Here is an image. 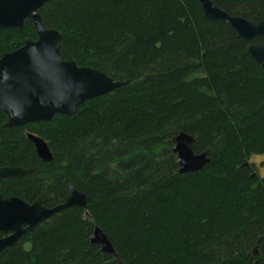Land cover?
Returning a JSON list of instances; mask_svg holds the SVG:
<instances>
[{
  "label": "trees",
  "instance_id": "trees-1",
  "mask_svg": "<svg viewBox=\"0 0 264 264\" xmlns=\"http://www.w3.org/2000/svg\"><path fill=\"white\" fill-rule=\"evenodd\" d=\"M210 1L264 21V0ZM39 14L61 33L63 60L128 84L50 122L5 128L0 111V166L37 168L1 180L2 197L54 207L69 184L86 197L1 251L0 264H264V176L249 162L264 154V70L247 51L264 36L240 38L198 0H52ZM28 38L29 19L0 29V56ZM180 132L210 158L201 171L178 173ZM27 133L46 141L50 162ZM94 226L115 256L91 244Z\"/></svg>",
  "mask_w": 264,
  "mask_h": 264
},
{
  "label": "water",
  "instance_id": "water-1",
  "mask_svg": "<svg viewBox=\"0 0 264 264\" xmlns=\"http://www.w3.org/2000/svg\"><path fill=\"white\" fill-rule=\"evenodd\" d=\"M49 1L52 0H0V29H22L29 19L36 34L35 39L24 40L19 48L0 57V110L7 116L5 128L50 122L58 114L73 115L84 101L128 84V81L114 80L103 71L78 66L73 59H62L61 33L47 28L39 14V9ZM198 1L206 19L227 21L240 38L251 41L264 36V21L253 23L227 14L210 0ZM247 51L264 70V45L252 43ZM27 138L42 163L52 160L44 139L32 133H27ZM172 141L179 174L199 172L210 163L205 152H193L194 137L191 135L180 132ZM36 170V167L0 166V181L22 178ZM85 205V194L71 184L66 188L64 203L54 207H47L42 196L27 203L14 196L3 198L0 194V233L4 235L0 237V252L15 246L22 237L54 214L69 207ZM90 242L99 246L103 253L115 256L112 243L100 227L94 226Z\"/></svg>",
  "mask_w": 264,
  "mask_h": 264
},
{
  "label": "rangeland",
  "instance_id": "rangeland-1",
  "mask_svg": "<svg viewBox=\"0 0 264 264\" xmlns=\"http://www.w3.org/2000/svg\"><path fill=\"white\" fill-rule=\"evenodd\" d=\"M249 162L254 165L256 174L264 176V154L252 155Z\"/></svg>",
  "mask_w": 264,
  "mask_h": 264
},
{
  "label": "flooded vegetation",
  "instance_id": "flooded-vegetation-1",
  "mask_svg": "<svg viewBox=\"0 0 264 264\" xmlns=\"http://www.w3.org/2000/svg\"><path fill=\"white\" fill-rule=\"evenodd\" d=\"M18 48H19V47H18ZM16 49H17V48H16ZM14 50H15V49H14ZM12 51H13V50H12ZM8 52H11V51H8ZM5 53H7V52H5ZM3 54H4V53H3ZM1 56H2V55H1ZM1 56H0V57H1ZM0 111H1V110H0ZM6 117H7V116H6Z\"/></svg>",
  "mask_w": 264,
  "mask_h": 264
}]
</instances>
